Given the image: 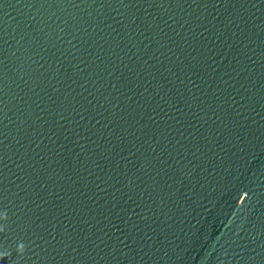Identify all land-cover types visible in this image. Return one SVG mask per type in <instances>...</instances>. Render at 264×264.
<instances>
[{
  "label": "water",
  "instance_id": "1",
  "mask_svg": "<svg viewBox=\"0 0 264 264\" xmlns=\"http://www.w3.org/2000/svg\"><path fill=\"white\" fill-rule=\"evenodd\" d=\"M0 264H264V0H0Z\"/></svg>",
  "mask_w": 264,
  "mask_h": 264
}]
</instances>
